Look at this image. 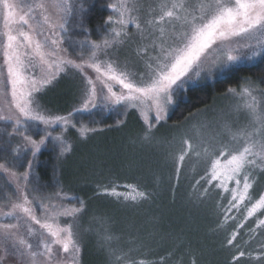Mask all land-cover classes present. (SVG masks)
I'll list each match as a JSON object with an SVG mask.
<instances>
[{"label":"rangeland","instance_id":"rangeland-1","mask_svg":"<svg viewBox=\"0 0 264 264\" xmlns=\"http://www.w3.org/2000/svg\"><path fill=\"white\" fill-rule=\"evenodd\" d=\"M109 1V4L119 2V0ZM8 2L14 6L13 11L18 18L22 14L21 9L16 7L20 4V0H8ZM27 2L35 3L37 0H27ZM131 2L132 0H130V6ZM135 2L142 6L139 18L143 26L145 21L150 19L148 16L149 11L159 12L162 3L167 2L170 4L175 0H135ZM183 2L189 5H198L201 0H183ZM71 3L76 7V11L69 17L67 31L62 37L64 43L61 47L68 48V52L62 53V55L70 56L77 63H80L82 59L87 60V49L84 50L83 54L80 51L79 46L82 43H98L105 35L110 36L113 29L120 30L124 28L128 33L124 43L108 49V57H104L102 53L99 54L100 58L115 61L117 70L127 71L131 74L130 78L132 79L138 81L141 75L145 79L148 78L151 70L147 65L152 63L155 66V60H150L148 56L137 55V49L143 44H150V40H141L139 30L131 24L124 26L113 23L104 25V34L100 37V40L95 41L94 37L84 27L75 30L72 24L76 22V19H80L79 5L81 2L80 0H71ZM49 11L52 12L51 9ZM5 12L6 10L0 3V42L6 40L3 33L8 30L4 27ZM38 12L37 9L36 14ZM133 14L136 15V13ZM111 15L115 20L118 14L111 11ZM21 27L31 35L27 25L19 23L10 25L13 34H17L15 30ZM165 30L166 33H170V26H165ZM45 35H48L47 31ZM155 36H159L158 31ZM55 38H61L59 32ZM19 39L22 40L23 38L19 37ZM33 39L38 40L42 37L33 35ZM157 43H159L158 40ZM168 43H172V41L169 40ZM220 43L221 41L217 40L212 48H217ZM227 43H231L232 48L235 49L232 52L233 55L241 56L240 61L230 64L227 62L226 54H221L219 59L216 55H213L204 60L202 56L201 60L204 61L203 70L199 76H193L186 90L175 97L174 102L167 106L166 113L162 114L160 123L153 129L155 140L152 144L141 140L147 125L141 111L137 108H126L123 103H112L98 105L95 108L89 106L88 109H83L81 90L84 86V77L75 68H65L64 71L58 74L57 79L47 85L43 92L37 94L40 97V103L47 109H65L74 105L75 102L81 103L80 107L77 108L81 110H75V113L69 117L67 124H60L57 127L55 123L41 125L29 122L27 132L17 133L18 136L14 138L15 132H13L11 123L0 121V126H6L7 129L12 131L11 134H8V139L16 143L14 145L19 146L13 148L20 151V157L25 158L24 161L34 160L29 180L32 175L35 176L34 170L39 165L37 161L46 148L53 145L55 152L60 155V146L55 137H61L70 146V151L66 153L62 168L70 170V165H74L76 171L80 173L79 179L68 177L67 174L73 171V167L66 172L65 176L63 175V182L78 183L80 181L81 187L85 189V186L89 185L85 178L95 179L98 184L103 182L105 178H113L115 182L122 185L137 186L138 184L141 186L139 192L147 194V199H144L139 196V192H135L136 190L125 193L116 190L118 195L111 194V191H109L110 195L108 196L107 194L104 196L99 195L92 202L84 201L85 210L79 214V217L73 223V230L77 234V242L81 248L79 264H81V254H83L82 248L84 246H90L92 250L94 249L95 252L101 254L103 264H113L114 257H110L109 251L110 248L115 249L117 244L128 250L133 247L134 251L131 257L137 260L150 261L151 264H161V259L158 257L172 250L174 251L173 254L176 253L177 258H166L164 263L175 261L192 264V260L195 259L196 264H264V225L260 224V221L264 220V208L257 209L251 217L247 216L251 203H254L259 195L264 194V179H258L257 183L250 189V193L253 195L252 202L246 199L239 205V210L233 208L230 212L227 211L228 201L231 199L232 193L218 186L221 182L220 179L213 180L210 185L206 182V174L212 168L213 157L206 155L202 151L203 146L200 144L201 137L206 138L212 132H220L225 121L232 126L233 131L237 127H251V118L247 115V110L243 108L245 98L232 96L227 91L224 95L215 97L206 107L191 114L182 123L177 125L166 124L173 109L171 107L179 104L178 100L184 97L187 90L196 86L213 85L217 80L225 77L238 67L251 66L264 56V37H232L231 41ZM211 50L209 49V51ZM2 52L3 47L0 43V67H5ZM158 52V47L155 51L149 47L151 57H155ZM84 73L93 79L98 75L92 68L87 66L84 67ZM28 74L39 75V69H29ZM62 74L64 76L59 79ZM189 75L192 74L189 73ZM110 83H113V91L119 94L121 91L120 86L114 82ZM252 83L256 85V83ZM243 85L244 81L235 89L239 90ZM100 87L102 85L97 82V88ZM256 90L258 94L261 88L257 86ZM237 105L241 106L239 112L236 111ZM130 110L138 114L137 117L130 119H134L135 122L142 119L143 128L137 127V124L132 126L129 123L130 119L127 114ZM43 114L52 115L46 112ZM147 115L149 120L153 119L155 110L148 112ZM75 118L79 123L78 125ZM93 118H97L98 122L110 121L116 123L117 119H120V121L110 128H101L95 132L87 131L84 135H81L82 128H91L89 125L92 123ZM73 124L78 129L75 132L76 136L70 131ZM45 129L52 132L53 138L46 146L41 148L36 157H33L31 155V144L24 139V136L27 134L39 141ZM38 131H41L42 135L39 134L38 136ZM183 137L191 139L193 150L188 153L180 166L179 179H177L176 157H178L183 147L181 143ZM219 139L228 143L231 141V136L222 134ZM242 144V140L233 141L231 146L240 148ZM0 151H3L2 156L6 155L5 158L11 153L12 160L16 159L15 162L17 163L23 162L19 161V157L15 156L16 152L11 148L1 145ZM197 152H200V155H197ZM226 160L227 157H222L221 163H226ZM5 166L7 170L0 169V191L5 193L4 201L0 203V224L16 223V216H22V213L17 211L12 216H6L5 214L12 211V204L23 199L24 193H31L27 190L29 181L25 185L21 177V173L27 171L26 167L20 170L21 164L18 167L6 164ZM201 177H206V179H201ZM198 180L200 181L199 184L196 183ZM224 186L229 190L234 189L235 182L234 180H227ZM205 188L208 191L201 196L200 193ZM28 198L32 201L29 207L33 208L35 215L41 220L45 219V212L39 207L41 198H45V204L51 199V202L57 205L62 203L69 208L79 207L78 200L72 199L68 195L53 197L49 196L48 193H38L32 197L28 196ZM225 216L228 219H225ZM66 221L71 222L72 218L64 216L59 218L62 225ZM240 224H243V227H238ZM31 227L36 229L37 232L44 231L39 224L32 223ZM21 231L23 232L25 229L22 228ZM233 232L236 233V239L232 245H229L227 241L231 239ZM107 234H111L114 239L105 241L104 237ZM28 238L35 243V236ZM55 248L59 249V246L57 245ZM179 249L181 252H178ZM240 251H244L245 255L234 260L233 257L238 256ZM189 253H191L190 256ZM60 255L63 257L67 254L61 251ZM3 264H18V262L12 257H6ZM97 264H100V262Z\"/></svg>","mask_w":264,"mask_h":264},{"label":"snow or ice","instance_id":"snow-or-ice-1","mask_svg":"<svg viewBox=\"0 0 264 264\" xmlns=\"http://www.w3.org/2000/svg\"><path fill=\"white\" fill-rule=\"evenodd\" d=\"M0 3L6 10L4 27L8 29L3 33L6 40L0 42L3 47V65L5 66L0 67V121L11 123L15 133L22 131L26 133L29 122L41 125L55 123L57 127L69 122L71 112L67 117L44 115L43 113L47 110L40 103V97L37 94L43 92L45 87L57 79L58 74L65 68H75L84 77V86L81 90L83 109L112 103H123L126 108H137L141 111L147 125L141 140L152 144L155 140L153 129L160 123L167 106L186 90L193 76H199L203 70L202 56L204 60H207L213 55L219 59L221 54H226L227 62L235 64L240 61L241 56L232 54L235 49L232 48L231 43H227L232 37H264V0H201L198 5H189L183 0H175L170 4L164 2L160 5L159 12L154 10L148 12L150 19H147L143 26L139 18L142 6L135 0H132L131 6L130 0H119L116 4L110 3L107 7L118 15L115 20L112 15H109L105 19V25L131 24L139 30L141 40H150V44H143L137 49V55L148 56L150 60L154 59L155 66L149 63L147 66L151 71L148 78L145 79L141 75L137 81L130 78L131 74L127 71H118L115 61L102 60L99 55L102 53L104 57H108V49L124 43V39L128 36L124 28L113 29L110 36L105 35L98 43H82L79 46L81 54L87 49L88 57L87 60L82 59L80 63H77L70 56L62 55L68 52V48L61 47L69 17L76 11L71 0H37L35 3L20 0V4L16 7L21 9L22 14L18 18L13 11L14 6L8 0H0ZM37 9L38 14H36ZM86 12L87 9L81 2L79 5L81 27H83V17ZM14 23L27 25L31 35L25 32L23 27L16 29L17 34H13L10 25ZM165 26H170V33H166ZM46 31L48 35H45ZM157 31L159 36H155ZM58 32L61 35L60 39L55 38ZM33 35L42 39H33ZM169 40L172 43H168ZM217 40L221 41L220 45L212 48ZM149 47L153 51L159 48L155 57L149 55ZM209 49L212 50L209 51ZM85 66L92 68L98 74L95 79L84 73ZM29 69H39V75L28 74ZM97 82L102 85L99 89ZM110 82L120 86L119 94L113 91V83ZM261 84H264V79L261 80ZM256 89V85L246 80L239 90L235 88L227 90L232 96L245 98L243 108L247 110V115L251 118L250 128L237 127L233 131L232 126L225 121L220 132H212L206 138L201 137L200 140L203 146L202 151L213 157L212 168L206 174L207 179L206 177L201 179H206L209 185L213 180L220 179L218 186L223 187L225 191H231L232 195L227 208L229 212L233 208L239 210V205L246 199L252 202L253 195L250 189L258 179H264V89H261L258 94ZM153 109L155 116L149 120L147 113ZM240 110L241 106L237 105L236 111ZM72 127L76 125L73 124ZM87 131H94V129L82 128L81 135ZM222 134L231 136V141L225 143L220 140L219 136ZM52 138V132L47 129L44 130L39 141L27 134L24 136V139L31 144L33 157H36L41 148L46 146ZM55 140L59 143L61 156L70 151V146L63 138L55 137ZM240 140L243 141L240 148L231 146L233 141ZM181 143L183 147L176 157L177 179H179L180 166L188 153L193 150L189 137H183ZM13 151L19 156L17 149ZM196 154L200 155V152ZM222 157H227L224 164L221 163ZM33 166L34 160L28 159L21 162V167L27 169L21 173L25 185L29 181ZM0 169L7 170L5 164H0ZM227 180H234V189L229 190L224 186ZM196 183L199 184L200 181ZM126 187L132 186L126 185ZM102 191L108 193L109 189L105 188ZM110 191L111 194L118 195L115 188ZM207 191L208 189L205 188L200 195L203 196ZM55 195L60 197L61 193L57 192ZM139 196L147 199V194L144 192H139ZM44 199L41 198L39 204L40 209L45 212L44 220L39 219L33 208L29 207L32 201L29 200L27 193H24L21 201L12 204V211L5 214L12 216L18 211L23 215L16 216V223L0 224V264H3L6 257L14 258L18 264H79L81 248L77 242V234L73 230V223L85 210L84 200L73 197L72 199L78 200L79 207L69 208L62 203L59 205L52 203L51 199L45 204ZM260 208H264V194L259 195L258 199L251 203L247 216L251 217ZM61 216L71 217L72 221H66L62 225L59 222ZM225 219L228 217L225 216ZM32 223L39 224L44 231L37 232L31 227ZM260 224L264 225V220H261ZM238 227H243V224ZM22 228L25 231L22 232ZM33 236L36 237L35 243L28 238ZM104 239L111 241L114 237L107 234ZM235 239L236 233L233 232L227 243L232 245ZM57 245L59 249L55 248ZM61 251L67 255L62 257ZM129 252L117 255L116 250L110 248L109 255L114 257V264H151L150 261L131 257ZM244 255L245 252L240 251L233 259H239ZM161 264H164V258H161ZM192 264H196L195 259L192 260Z\"/></svg>","mask_w":264,"mask_h":264},{"label":"trees","instance_id":"trees-1","mask_svg":"<svg viewBox=\"0 0 264 264\" xmlns=\"http://www.w3.org/2000/svg\"><path fill=\"white\" fill-rule=\"evenodd\" d=\"M80 2L83 3V7L87 9L86 14L83 17V27L85 30H88L90 34L94 37V40H100V37L104 34L103 26L105 25V19L111 15V11L107 7L109 4V0H80ZM79 18H80V13H79ZM73 22V21H71ZM75 30H80L81 24H80V19H76V22L73 23ZM71 25V26H72ZM64 74H62L60 78H62ZM264 79V56H262L257 63L252 64L251 66H241L238 67L236 70L233 72H230L227 74L225 77L220 78L217 80L213 85H203V86H196L194 88H191L187 90L184 94V97L179 101V104L174 105L172 110H171V115L167 120L166 124L169 125H177L182 123L185 119H187L191 114L201 110L202 108L206 107L209 105L212 100L215 97L222 96L225 93H227V90L229 88H237L240 83L243 81H251L256 83L257 86H259L261 89H264V84H261V80ZM83 88V86H82ZM81 89V87H80ZM185 101V102H181ZM75 102V101H74ZM82 103V102H81ZM81 103H76L74 105H71V107H66L60 108V109H46L47 114H52V115H61V116H68V114L71 112L72 114L75 113V110L80 107ZM130 118L137 117V112L130 110L127 114ZM140 119V118H139ZM120 121V119H117ZM76 121V118H75ZM118 121L116 123H118ZM89 127L90 129H94V132L98 129L101 128H110L114 126L116 123H111L110 121H102L98 122L97 118H93L91 121ZM77 125L79 124L76 121ZM129 123H131L132 126L137 124V127H142V119L141 121L137 120L135 122L134 119H130ZM101 125V126H100ZM99 126V127H96ZM94 127V128H93ZM136 127V128H137ZM77 128L73 127L70 129L72 131V134H75L77 132ZM11 130L7 129L6 126H0V146H4L7 148L14 149L13 147L18 148L19 146L14 145L16 143L12 142L11 140L8 139V134H11ZM34 132V131H33ZM92 132V131H88ZM39 134L42 135L41 131H38ZM16 138L18 136L17 133H14ZM38 134V136H39ZM8 139V140H7ZM67 143V142H66ZM51 148V149H50ZM3 151H0V164L4 163L6 165L10 166H16L20 165L21 163L15 162L16 159L12 160L11 153L9 156L6 157V155L2 156ZM2 153V154H1ZM20 153V151H19ZM19 157V161H24L25 158ZM13 155V157H15ZM66 159V154L63 156L58 155L54 148L53 145L52 147L49 146L46 148L39 156V160L37 161L39 163L38 167L34 170L36 173L35 176H31L28 184H27V190L28 192H31L28 194V196H34L37 195L38 193L41 194H49V196L56 197V193L59 192L61 195H68L79 199H83L85 202H92L94 199L99 197V195H110L108 193H104L102 190L107 188L109 191L112 188H115L117 191H120L121 193L129 192L132 190H136L135 192H139V189H141V186L137 184V186L130 185L132 187H126V185L119 184L115 182L113 178H105L103 182H100V184L97 183L95 179H89L85 178V181L87 180V186H85V189L81 187V182L79 181L78 183L73 182H63V175L65 176L66 172L70 171L74 165H70L71 167L70 170L66 169L64 170L62 168V164H64ZM18 161V162H19ZM24 167L20 166V170H22ZM80 173L76 171V168L74 167L73 171L71 173H68L67 176L72 178L75 177L79 179ZM36 180V181H35ZM5 198V193L0 191V203L1 201L3 202ZM7 199V198H6ZM124 246L116 245L115 250L117 255H122L125 252H129L131 249V252H129V255H133V247L128 249H124ZM83 254H81V264H97L100 262V264H103V259L100 256L101 254L95 252V250H92V247L90 246H84L83 248ZM189 251V250H187ZM173 250L169 251L167 254H161L159 259L164 258V260L170 259L171 257L177 258L176 253L173 254ZM178 252H181L180 249ZM191 253H189V256ZM114 264V263H113ZM164 264H185L183 262H166ZM186 264H190L189 262Z\"/></svg>","mask_w":264,"mask_h":264}]
</instances>
